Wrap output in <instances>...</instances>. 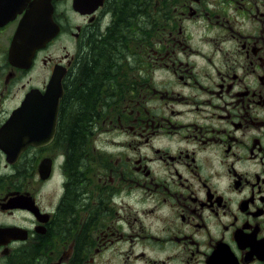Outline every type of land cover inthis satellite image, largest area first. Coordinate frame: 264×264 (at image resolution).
I'll use <instances>...</instances> for the list:
<instances>
[{"label":"flooded vegetation","instance_id":"flooded-vegetation-1","mask_svg":"<svg viewBox=\"0 0 264 264\" xmlns=\"http://www.w3.org/2000/svg\"><path fill=\"white\" fill-rule=\"evenodd\" d=\"M31 2L0 0V264H264V0H50L32 57ZM107 41L75 160L69 78Z\"/></svg>","mask_w":264,"mask_h":264},{"label":"trees","instance_id":"trees-1","mask_svg":"<svg viewBox=\"0 0 264 264\" xmlns=\"http://www.w3.org/2000/svg\"><path fill=\"white\" fill-rule=\"evenodd\" d=\"M125 3L118 6L121 15L127 18V14L136 7L137 0H124ZM107 41L91 45L90 53L83 54L78 61L74 74H71L68 87V96L65 103L64 116H68L67 123H63L62 136L64 143L68 144L71 157L75 160L80 154L86 135L88 133V118L94 114V101L100 85L105 80V73L110 68V57L113 48L119 43ZM71 111V112H70ZM34 262V256L30 257Z\"/></svg>","mask_w":264,"mask_h":264},{"label":"water","instance_id":"water-1","mask_svg":"<svg viewBox=\"0 0 264 264\" xmlns=\"http://www.w3.org/2000/svg\"><path fill=\"white\" fill-rule=\"evenodd\" d=\"M52 8L47 1L46 4L39 2L37 6L30 5L27 12V36L25 41L29 42L30 54L39 48L44 46L57 32V28L53 25L51 21ZM20 38H23V32L20 33ZM57 85V78L53 76L52 81L48 87L50 93L51 90H55ZM57 102L54 100L53 105Z\"/></svg>","mask_w":264,"mask_h":264},{"label":"rangeland","instance_id":"rangeland-1","mask_svg":"<svg viewBox=\"0 0 264 264\" xmlns=\"http://www.w3.org/2000/svg\"><path fill=\"white\" fill-rule=\"evenodd\" d=\"M71 112V111H70ZM67 120H68V116H65V119L64 121L67 123Z\"/></svg>","mask_w":264,"mask_h":264}]
</instances>
